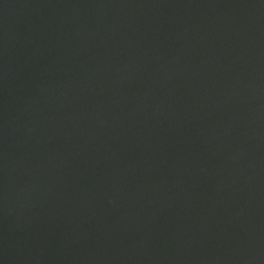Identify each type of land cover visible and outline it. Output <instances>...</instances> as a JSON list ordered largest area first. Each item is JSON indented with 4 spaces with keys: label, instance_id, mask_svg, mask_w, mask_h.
Segmentation results:
<instances>
[{
    "label": "water",
    "instance_id": "95a60500",
    "mask_svg": "<svg viewBox=\"0 0 264 264\" xmlns=\"http://www.w3.org/2000/svg\"><path fill=\"white\" fill-rule=\"evenodd\" d=\"M0 264H264V0H0Z\"/></svg>",
    "mask_w": 264,
    "mask_h": 264
}]
</instances>
